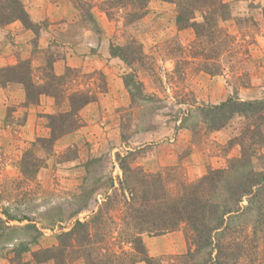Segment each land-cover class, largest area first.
I'll return each instance as SVG.
<instances>
[{"label": "rangeland", "instance_id": "374dc122", "mask_svg": "<svg viewBox=\"0 0 264 264\" xmlns=\"http://www.w3.org/2000/svg\"><path fill=\"white\" fill-rule=\"evenodd\" d=\"M109 1L19 0L38 20L32 29L24 27L32 34L17 26L0 28V69L20 66V74L36 86L49 83L54 74L63 77L55 83L58 103L50 96L55 102L50 108L27 103L21 84L0 78V264H55L38 263L35 253L57 247L58 237L76 221H90L107 195L113 199L111 182L120 190L125 180L117 155L134 152L132 180L148 176L160 191L165 182L170 198L182 192L177 181L190 187L208 171L238 160L243 170L264 174V0H224L232 18L220 23L210 47L193 30H177L175 5L152 0L148 16L128 30L154 60L132 69L107 55L110 44L126 40L123 14ZM43 30L48 35H41ZM79 41L98 55L73 57L72 67L64 69L68 47ZM133 69L142 92L124 84ZM71 96L92 102L77 116L53 122L49 116L69 113ZM230 98L259 103L211 130L199 108ZM118 203L103 215L98 246L104 262L137 264L135 241L141 240L148 263L138 264L203 263L204 251L199 254L194 246L187 256L184 230L154 236L146 232L148 223L127 227ZM237 230L238 242L245 243L246 235L251 239L249 226ZM263 245L257 241L251 256L264 258Z\"/></svg>", "mask_w": 264, "mask_h": 264}, {"label": "trees", "instance_id": "16d2710c", "mask_svg": "<svg viewBox=\"0 0 264 264\" xmlns=\"http://www.w3.org/2000/svg\"><path fill=\"white\" fill-rule=\"evenodd\" d=\"M151 1L113 0L108 2L117 12H122L123 35L126 37L124 43L110 44V55L131 69L135 63L145 65V61L154 60L152 55L148 56L145 53V47L136 38L135 33L128 30L129 28L135 29L148 16ZM163 1L176 7L177 30L180 32L193 30L199 39L204 40L206 47H210L209 42L212 41L213 34L215 35L219 30L220 23L232 18L229 6L224 0ZM112 15L111 12L109 15L107 13L108 17ZM17 21L21 22L25 28L32 29L34 26L19 0H0V28ZM177 48V51L183 49L180 41ZM50 70L53 72L52 68ZM20 72V66L0 69V78L5 83L21 84L26 91L29 104H38L42 95L51 96L58 103L55 83L58 84L63 77L54 74L50 77L49 83L36 86L29 76L26 77ZM173 72L177 73L176 70ZM210 74L216 75L212 72ZM124 84L131 92L132 89L142 92V84L137 81L135 70L125 77ZM134 97L135 94L132 96L133 101ZM142 98L146 99L144 96ZM68 101L69 113L59 114L57 117L49 116L53 122L57 118L64 121L70 116H77L92 102V99L87 96H75V98L71 96ZM254 103L259 102H238L230 98L220 105L207 106L199 110L203 112L205 118L209 119L210 129L217 131L224 128L233 117L251 111ZM71 126H75V122ZM52 132L53 139L54 136L57 139L58 136L54 130ZM133 156L134 152L128 153L123 158L117 155L125 180L120 190L115 189L114 182H111L113 199L107 195L108 202L105 201V204L100 206L99 211L90 221H76L71 231L58 237L57 247L35 253L38 263L53 260L55 264H75L82 260L84 264H109L110 261L104 262L105 257L100 258L98 243L103 240L101 227L105 226L106 221L103 215L116 209L118 200H120L119 196L122 200L119 201L118 206L123 203L120 218L125 226L131 227L132 225L136 229V226L140 227L148 223L149 227L146 232L154 236L182 229L188 245L187 256L193 252L192 246L199 254L204 251L206 256L202 264H239L241 261L247 264H264V258L257 260L255 256H251V251L256 254V242L260 239L264 241V174L253 170H243L242 160H238L228 168L208 171L206 176L196 184H191L190 187L177 181L182 192L175 198H170L165 182L160 184L162 189L160 191L155 189L148 176L136 182L132 180L129 160ZM242 224L251 229V239L249 240L250 235H246L245 243L238 242L239 231L237 229ZM140 231L143 229L140 228ZM105 233L107 232H104V235ZM135 244L136 254L140 256L138 263L141 261L148 263L147 250L141 240L135 241ZM261 249V253L264 254V245ZM23 251L27 252L28 249Z\"/></svg>", "mask_w": 264, "mask_h": 264}, {"label": "crops", "instance_id": "0c3cea01", "mask_svg": "<svg viewBox=\"0 0 264 264\" xmlns=\"http://www.w3.org/2000/svg\"><path fill=\"white\" fill-rule=\"evenodd\" d=\"M29 13V12H28ZM29 17H30V19H31V21L33 22V23H36L38 20H37V18H35L34 16H32L30 13H29ZM11 26H17V27H19V30L21 31H25L27 34H28V32L29 33H31L32 34V31H30V30H27V29H25L24 28V26L21 24V22L20 23H18V22H16V23H13L12 25H10V27ZM21 28V29H20ZM84 31V30H83ZM65 32H67V30H65ZM42 34H46V35H48V31H42V33H41V35ZM67 34H68V32H67ZM70 34V33H69ZM29 36V35H28ZM72 39H74V35L72 36ZM40 40H41V38H40ZM28 44V41H25L24 42V46H26ZM84 45H82V43H80V41L79 42H77V45H75V44H73L72 46H70V47H68V50H69V53H66L67 55H66V58L64 59H62V63H63V68L64 69H66L67 67L69 68V67H72V61H73V57L74 58H82V59H89L90 57H92V56H97L98 54L96 53V51H93V50H91L90 48H88V46L87 45H85V43H83ZM75 45V46H74ZM21 49H22V46H19ZM29 52V51H28ZM110 54V53H109ZM108 53H107V55L110 57L111 55H109ZM110 58H112V56L110 57ZM120 61V60H119ZM121 62V61H120ZM8 84H10V83H8ZM11 84H15V83H11ZM19 88H21L22 87V85H17ZM25 97V96H24ZM23 103H25V98H24V100H23ZM46 103H48L49 104V108L52 106V105H54V100L50 97V96H47V95H42L41 97H40V99H39V104L37 105V106H39V107H41L42 105H44V104H46ZM47 107V106H46ZM30 112V111H29ZM51 113H52V111H51ZM30 117L32 118V119H34V116H33V114H32V112H30ZM31 119V120H32ZM34 120H36V119H34ZM33 121V120H32Z\"/></svg>", "mask_w": 264, "mask_h": 264}]
</instances>
